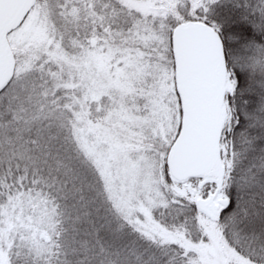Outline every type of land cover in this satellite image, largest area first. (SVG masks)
<instances>
[{
    "label": "snow or ice",
    "instance_id": "1",
    "mask_svg": "<svg viewBox=\"0 0 264 264\" xmlns=\"http://www.w3.org/2000/svg\"><path fill=\"white\" fill-rule=\"evenodd\" d=\"M0 264H264V0H0Z\"/></svg>",
    "mask_w": 264,
    "mask_h": 264
}]
</instances>
